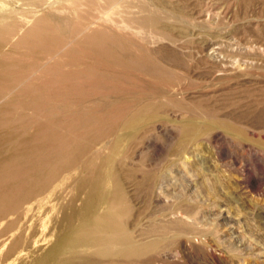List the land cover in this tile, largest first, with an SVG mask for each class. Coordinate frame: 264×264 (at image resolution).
I'll list each match as a JSON object with an SVG mask.
<instances>
[{"label": "rangeland", "instance_id": "obj_1", "mask_svg": "<svg viewBox=\"0 0 264 264\" xmlns=\"http://www.w3.org/2000/svg\"><path fill=\"white\" fill-rule=\"evenodd\" d=\"M84 1L0 0V203L17 199L22 212L0 221V252L16 237L23 257L35 249L29 240L35 198L26 191L48 172L60 148L74 154L67 184L74 175L86 178L62 194L64 202L73 198L66 211L70 223L76 221L79 199L96 194L88 185L103 172L101 155L123 117L150 103L155 117L124 141L106 179L110 198L126 204L129 227L137 216L143 231L181 233V240L191 241L187 251L171 242L177 254L162 256L158 264H264V0H132L131 14H154V26L121 27L128 16L124 3L109 10L105 22L93 24L116 36L124 53L155 61L164 72L155 76L82 46L71 53L74 43L63 47L83 17L103 5ZM64 18L73 22L70 29ZM36 21L49 25L56 39ZM79 70H90V77L75 81L57 75ZM184 119L225 122L235 130L208 126L183 150L178 122ZM83 123L81 129L74 125ZM86 163H94L89 172L81 167ZM35 228L37 235L44 229L40 221Z\"/></svg>", "mask_w": 264, "mask_h": 264}, {"label": "bare ground", "instance_id": "obj_2", "mask_svg": "<svg viewBox=\"0 0 264 264\" xmlns=\"http://www.w3.org/2000/svg\"><path fill=\"white\" fill-rule=\"evenodd\" d=\"M96 1L103 3V5L99 6L98 13L91 17L89 16L90 18L83 17L84 19H82L81 24H79L78 27L74 28L75 30L73 31V33H76V36H74L73 38L70 37L71 39L68 40L63 45V47H67L69 44L74 43L72 44L73 46L71 48L69 47L71 49V53L74 52V50L77 49L79 46H82L83 48H86L87 50H89L93 55L101 59H105L109 62L115 63L117 65H122V66L124 65V66H130L136 69H142L145 73H148L154 76L156 74L164 75L163 70L160 68V66H158L155 63V61L149 59L146 56H143L142 54L124 53L122 50V49H125L124 44L116 36L109 34V32L101 31L100 29H96L93 27V24L98 23L100 20L107 19L106 17L108 16V14H110L108 13L109 10H111V12H114L122 3L125 4V7H126L125 12L128 13L125 23L121 24V27L123 28L130 27L131 24H133V22H135L138 25V27L141 29L145 27H150V26L152 27L157 23V18L155 17V15L154 14L152 15L151 13L143 14L141 16L132 15L131 11L129 10L130 7H132V4H131V2H133L132 0H85L84 2L88 4H91V3L93 4ZM44 2H46V0H44ZM139 8L141 10L144 9V7L142 6H140ZM29 16H32V15L30 14ZM61 21L64 27H66L67 29L68 28L70 29L73 23L71 21H68V19L66 18L61 19ZM103 22H105V20ZM38 23H40V26L44 28L47 34L49 35H51L50 33L53 34L54 31L51 29L49 25H44L43 23H41V21L40 22L36 21V24ZM34 26L32 27V29H34ZM52 38H55V37L52 36ZM42 60L43 59H41V61ZM89 72L90 70L89 71L79 70V71H70V72L68 71V72H58L57 75H59L60 78L64 77L70 80L84 81L87 79V77H90ZM174 74L176 75V73ZM172 81L174 82V80ZM47 86H49V84ZM50 97H53V96L51 95ZM60 102L62 103V100H60ZM91 107H93V105ZM119 107H122V106H119ZM66 112L70 113L69 111H67V109H66ZM126 112H129V111H126ZM156 112L157 111L155 110L154 105L150 103H145L138 109H134V111L126 114L125 117H123V119L121 118L122 121L120 122L118 126L119 131H117L119 133H117L113 137L112 141L107 146L108 147V151H106L107 153L101 155V161L103 163V172L101 174L96 173L97 175L96 179H94L88 185L90 187V191L95 190L96 194L95 196H91L88 193L87 196L85 195L79 199L78 215L76 216V221H73L71 223L69 221L71 216H69V213L66 211V209H67V205L70 204L73 198L64 202L62 200H65V198L63 197L64 195L62 194L66 190V188L70 186L72 183H74L75 185H79L81 183L83 184L84 182H86V178L82 176L80 177V176L74 175V177L71 176L72 181L69 184H67L68 183L67 179H69V176L67 174L66 167L67 165L71 163L73 159L72 157L74 154L68 153L60 148L55 154L56 161L48 169V172L43 176V178L41 177L40 179H38V181H36L35 184L28 189V191H26L27 194H31L35 198L33 202L34 208L32 212V216L33 217L35 216V219L33 220L34 229L31 233V236L29 237L30 245L35 247V249L33 251H29V253L25 256L27 257L28 260L24 259L25 257H23L22 255V250L17 251V248H18L17 245L20 242L21 237H16L14 238V240L12 241L10 240L11 242L9 243L8 247H6L5 250L0 252V264L7 261L8 259L12 260L13 262H16L17 264H20V263L22 264H158L159 262H161L160 258L162 256L167 255L169 253H173V255L177 254V251L174 249V247L170 246L171 242H173L174 240H177V244L179 247H181L182 251H185V250L187 251V249L189 250L191 248L190 246L191 241L188 238L181 240L180 239L181 233L180 234L174 233L172 235H169L163 231L161 233H156V234L152 233L151 231H146V230L143 231V228H142L143 223H140L142 218L138 219L137 216H134L135 218H133L134 219L133 227H129L128 222L124 219V214H125L124 210L126 207L125 202L121 198L113 200L109 196L110 189L107 187L106 179L110 177L111 170L115 164V161L122 152V146H123L124 141L129 142L131 139H134L135 137H137V135L139 134V131L144 127V123L146 122V120H149L155 117ZM98 117L100 116H97L96 118L99 119ZM94 122L96 123L97 121H94ZM74 125L80 129L85 127L84 123L81 125L79 124H74ZM218 125H220L221 127H224L227 131L235 130L234 129L235 127L231 126V124L229 123L214 121V120L210 121L209 124H204V125L199 124L196 121H193L192 119H186V120L184 119L182 121H179L178 126H179L180 133H179L178 142H179L181 149L184 150L185 146L189 144L190 142H192L193 140H195L201 133L203 134L206 128L214 127ZM60 134L62 133H59V135ZM64 141L60 140L59 145H61V147L62 146L64 147V144H63ZM97 144H99V142ZM124 160L126 161V159ZM92 165L90 166V164L86 163V165L81 164V167L82 169L84 168V170L88 169L90 171ZM89 171L86 170V172H89ZM42 172L44 174V171ZM55 179H57L58 182L50 186H47L49 183L50 184L53 183V180L55 181ZM62 179H66V181ZM115 182L117 184L116 180ZM149 184L147 186H149ZM56 190H58L59 194H57ZM44 192L47 193L46 196H43ZM23 202L25 203V201ZM17 203H18L17 199H14V201L11 200L9 203H0V221H2L3 219L6 220L7 219L6 217L9 216L10 214L12 217V214H16L17 216H19L22 213L16 209L18 207ZM46 204H49L50 206L47 207ZM23 214L25 218H28L27 220L29 221L30 219L28 217L29 211L27 210L26 212H23ZM38 220L42 223V226L44 228L43 231L40 232L39 235H37V231L35 228L36 223L39 222ZM170 222L172 221L169 220V223ZM4 223L5 222H3V224ZM10 223L11 222L9 221L6 222L3 226V230L8 229V227L10 226ZM41 244H46V246L40 247Z\"/></svg>", "mask_w": 264, "mask_h": 264}]
</instances>
